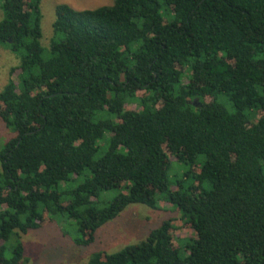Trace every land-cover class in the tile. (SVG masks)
I'll return each mask as SVG.
<instances>
[{
	"label": "trees",
	"instance_id": "obj_1",
	"mask_svg": "<svg viewBox=\"0 0 264 264\" xmlns=\"http://www.w3.org/2000/svg\"><path fill=\"white\" fill-rule=\"evenodd\" d=\"M40 3L0 0V42L19 60L0 90L14 133L0 150V264H23L22 234L56 216L86 246L128 204L159 202L193 234L175 237L168 218L88 264H264V0L57 4L48 49ZM172 157L185 188H169Z\"/></svg>",
	"mask_w": 264,
	"mask_h": 264
},
{
	"label": "rangeland",
	"instance_id": "obj_2",
	"mask_svg": "<svg viewBox=\"0 0 264 264\" xmlns=\"http://www.w3.org/2000/svg\"><path fill=\"white\" fill-rule=\"evenodd\" d=\"M112 0H41V44L45 49L49 48L53 38L52 22L54 20V9L57 4H68L75 9L92 8L108 4ZM2 11L0 8V19ZM19 62L18 56L12 52L4 43L0 42V90L6 84L9 70ZM14 133L0 119V150L4 143ZM109 134H107L108 136ZM100 149L96 156L102 154L107 143L106 138L99 140ZM188 166L170 158L167 168L169 188H185L192 181L191 174L187 173ZM205 184V187H208ZM117 190L102 191L97 201L99 205L110 200ZM180 214L170 204L158 203V208L153 209L141 203L128 204L116 217L99 226L95 232L94 241L86 246L76 245L73 241L76 227L71 220L63 221L60 216L47 225L29 229L22 234L21 240L24 246L26 261L23 264H88L91 253L96 251L114 252L127 244L144 239L148 232L158 226L162 220L173 218L177 226L175 237L184 238L193 234L192 230L180 226ZM9 254V251L6 252Z\"/></svg>",
	"mask_w": 264,
	"mask_h": 264
}]
</instances>
